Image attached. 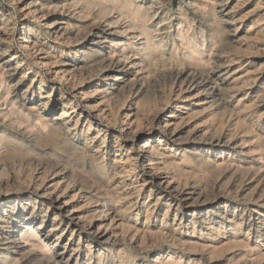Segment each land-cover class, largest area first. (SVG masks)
Returning <instances> with one entry per match:
<instances>
[{"label": "rangeland", "instance_id": "1", "mask_svg": "<svg viewBox=\"0 0 264 264\" xmlns=\"http://www.w3.org/2000/svg\"><path fill=\"white\" fill-rule=\"evenodd\" d=\"M56 1L58 5L60 4V8L65 4L62 3L63 0ZM137 2L143 5L145 26L154 31V35L157 36L154 42L162 43V47L156 54H144L141 57L144 60L141 67L130 65L127 68L138 72L141 77L135 84L136 87L129 83L117 94L118 101L122 104L118 116L122 115L133 131L138 130L136 138L133 134L124 136L126 133L123 132L119 135L118 131L121 130L119 123L116 125L118 130H111L106 124H102L101 129L103 133H108V137L105 148H101V154H107L105 164L109 163L108 166L111 165L110 167H114L120 173L115 175L110 172L111 176L108 179L94 173L90 161L83 159L79 152H75L73 146H64L62 142L57 144L55 142L45 147L37 146L34 154L0 160V184L3 183V186L0 185V205L5 201L14 202L21 198L20 191L25 186L21 179L27 175L25 173H29L27 171L29 168L38 169L41 166L49 169L66 168L73 174V181L77 185L84 183L83 193L89 198L88 205L82 203L78 208L83 210V214L91 210L94 219L102 224L103 229L110 230L108 239L112 244H94L95 249H93L95 253L100 251L104 255L108 254L110 264H114V261L117 264L121 263L119 253L127 259L131 257L133 264H264V0H137ZM0 3L12 9L16 15L13 31L15 41L13 40L9 54L18 53L17 55L24 61L20 70L5 73V79L2 80L9 81L11 86L21 81L19 90L22 93L35 77L27 75L26 79L21 80V70L38 67L45 76L47 75L40 66H36L35 59L29 51H23L20 46L22 41L24 44L27 34L22 33L18 38V33L22 30V22L17 5L14 6L10 0H0ZM82 18L84 23L80 25L81 30H85L83 33L90 32L93 23L102 21L92 15L86 19ZM30 20L32 21V18ZM121 22L126 24L127 20ZM34 23L41 32H44L45 28L42 24ZM127 38L119 44L127 46ZM115 39L118 42V37ZM111 45L107 42L103 44V48L108 50ZM131 49H129V52H133L131 56L137 54ZM190 55L193 57L190 58ZM7 57L9 58V55L0 59V65H4L3 62L8 60ZM139 57V55L135 56L132 61ZM100 75L99 68H95L89 73L84 72L82 79L86 83L97 82L100 80ZM34 88L35 85L31 87ZM1 90L0 104L3 105L7 96ZM46 90H50V87L47 86L43 92L48 93ZM38 91L35 88V91H30L28 94L30 99L26 103L27 113H29L28 108L38 104L40 99V91ZM32 93L35 94L33 98L30 96ZM53 95L59 97L56 91ZM65 96L68 97L69 94L66 93ZM98 98L96 103H99ZM93 103L95 104V100ZM19 105H23L20 100ZM80 107L82 106H79V109ZM0 109H3V106ZM129 109L133 110L132 115L125 117ZM55 114V111L49 113L50 116ZM165 121L171 125L169 132L171 138L163 144L161 151L164 153L163 161L169 166L167 168L166 165H161V161L158 160L157 163L161 166L159 172L164 176L169 175L174 183H181L185 189L197 194V197L195 194L190 201L189 207L176 198L173 206L169 208L170 200L161 194L164 188L159 185V176L146 172L149 170V162L144 158L141 147L148 142L155 147L159 146L157 141L164 135L159 125L162 122L163 126ZM4 124L7 123L0 122V135ZM6 127L7 134L19 133L11 126L6 125ZM95 129L94 127L93 130ZM149 129L156 131L153 140L147 137ZM141 131L143 133L139 134ZM116 136L121 138L119 148L122 150L119 151L118 156L115 152L118 149L114 148L116 141L113 137ZM99 145L103 144L97 140L94 144L95 151L100 149ZM115 160L117 161L113 164ZM4 168L8 169L7 175H1ZM20 168L23 169L22 174L19 173ZM135 168L133 174L132 170ZM9 176L17 180L16 187L14 185L8 187L10 192L5 191ZM136 180L146 185L141 191L139 205L126 210V207L120 204L131 203L132 199H136L132 190L137 184L131 186L127 192H124L122 184L123 181L130 184ZM116 187L122 189L126 199L122 197L121 203L118 202L117 210L120 211L121 217L115 220L114 227L108 228L106 223L109 222L102 219L101 212L96 209L108 199L106 191ZM25 202L29 204L28 201ZM39 203L41 202L38 201V207L41 206ZM148 209L154 211L149 221L146 215ZM49 211L51 213L48 212L46 225L51 224L53 218L52 210ZM187 212L188 217L180 220ZM24 223L22 221L19 225L24 226ZM187 223L188 229L185 227ZM157 228H160V231ZM174 231L176 236L181 238L179 242L171 239L170 234ZM149 232L151 235L148 234ZM70 234L66 235L55 250H63L66 244H68L67 249H71L80 242L81 252L88 254L85 249L89 243L86 233L83 234L84 236Z\"/></svg>", "mask_w": 264, "mask_h": 264}, {"label": "bare ground", "instance_id": "2", "mask_svg": "<svg viewBox=\"0 0 264 264\" xmlns=\"http://www.w3.org/2000/svg\"><path fill=\"white\" fill-rule=\"evenodd\" d=\"M10 2L14 6L17 5V9L21 14L20 19L22 22V30L18 33V38L22 33L26 32L27 34L24 44L22 41L20 46L23 51H29V53L35 59L36 66H40L46 72L47 76H45L44 72L40 71L38 67H36L37 69L29 67L26 71L21 70V80L26 79L27 75H34L35 77L33 80H31L32 82L30 83V86L22 93H20L19 90L21 87L19 82L21 81L18 83L16 82L17 84L11 86L9 81L6 82V80H4L5 73L16 72L20 67H22L24 61L19 55H17L18 53L14 55L9 54L11 52L10 50L15 37L13 31L16 25V15H14L12 9H9L0 3V59L6 55H9V58L7 57L8 60L3 62L4 65H0V90L2 89V93L7 96L5 103L3 105L0 104V107L3 106V109H0V122L2 121L3 123H7L6 125L11 126L19 131L17 134L14 132L7 134L6 130L8 128L5 124L2 125L0 135V160L31 155L35 153V148L37 146L45 147L51 146L55 144V142L56 144L58 142H62L64 146H73L75 152H79L78 154L83 159L90 161L91 170L94 173L100 174L103 177H106V179L111 176L110 172L118 175L120 171L117 172L114 167H110L111 165L108 166L109 163L107 165L105 164V158L107 154H101V148H105L108 137V133H103V129H101L102 124H106V127H110L111 130H116V125L119 123L121 125V130L118 131L119 135L120 132H123L126 133L124 136L128 137V135L133 134L136 138L138 130L133 131L132 128H129L130 124L126 123V120H124L122 115L118 116V111L120 112L122 110V104L119 103V96H117V94L120 93L123 90L122 88L129 83L132 86H135L141 77H139L138 72L130 71L131 69L128 70L127 68L130 65L132 67H141L144 63V60L141 57L144 54H156V52H159L162 47V43L154 42V39L157 38V36L154 35V31L148 26H145V14L142 7L143 5L138 3L137 0H63L62 3L65 2V4L60 8V4L58 5L56 0H10ZM96 7H98V9ZM71 8H73V10ZM91 15L102 19V21L93 23L91 25L90 32L83 33L85 30L82 31L80 25L84 23L82 17L86 19ZM30 18H32V21ZM123 20H127L126 24L121 22ZM34 22L42 24L45 28L44 32H41ZM115 37H118V42ZM125 38H127V46L119 44V42H122L123 40L125 41ZM107 42L112 44L108 50L103 48V44ZM131 48L134 49L137 54H132L133 56H131L130 54L132 51L129 52V49ZM138 55L140 56L139 59L132 61V58L135 56L138 57ZM189 57L192 58L193 56L190 55ZM201 59L202 58H200V60ZM184 63L186 64V62ZM200 63L201 62L199 61V64ZM95 68H99L101 74L100 80L97 82L91 81L86 83L85 80L82 79L84 72L89 73V71H93ZM2 78L4 79L2 80ZM37 78L38 82H36ZM4 84L5 86H3ZM33 85H35L36 90L38 89L40 91V99L36 106L28 108L29 113H27L25 108L27 106V101L30 99L28 94H30V91H35V88L31 89ZM115 85L117 86L116 88L114 87ZM47 86L50 87V90H46L48 93H44L43 90H45ZM54 91L59 94L58 98L57 96L53 95ZM66 93L69 94L68 97L65 96ZM34 95L35 94L32 93L30 95L31 98H33ZM97 97H99V103H96ZM19 100L23 103L22 106L19 105ZM94 100L95 104L93 103ZM79 106H82L80 107L81 109H79ZM52 111H55L56 114L50 116L49 113ZM132 111L133 110L129 109V114L125 113V117H128L130 114L132 115ZM30 113H32L34 117ZM14 115L18 118H16ZM132 124L133 123H131V125ZM159 126L163 129L164 134L163 138L161 137L160 140L157 141L159 146L155 147L148 142L141 147L142 151L144 152L143 155H145L144 158L149 162V167L147 166L149 170L147 169L148 171L146 172L152 173L154 176H159V185L164 188V192L161 194L164 198L170 200L169 208L173 206V203H175L174 200L176 198L179 199L180 203H183L186 207H189L191 204L190 201L193 199L196 193L185 189L181 183H174L169 175L166 174L167 176H164V174L159 172V167L161 166H159L157 163L158 160L161 161V165H166L167 168L169 166L166 161H163L164 153L161 151V148L164 146L163 144L167 141V139L171 138V135L169 134L171 125L168 121H165L163 126L162 122ZM94 127L96 128L95 130H93ZM142 133L143 131H141L139 134ZM94 134L96 136H94ZM155 135L156 131L154 129H149L147 132V137L150 140H153ZM113 138L116 141L114 148L118 149L115 150V152H117L116 156H118L119 151L122 150L119 148V141L121 138L117 136ZM97 140H100V144L103 145H99L98 148L100 149L95 151L94 149L96 147L94 144L97 142ZM131 147L129 146V148ZM50 149L52 150V148ZM116 161L117 160H115L113 164H115ZM7 170L4 168L1 172V175H7ZM22 170L23 169L20 168L19 173L22 174ZM135 170L136 168L132 170V172L134 171L133 174L135 173ZM27 171H29V173H25L27 175L24 176V179H21L25 183V186L23 184L24 187L22 191H20L22 193L21 198L14 202H6L4 200L5 202L0 205V264H110L108 254L104 255L103 252L100 251L95 253L93 250L95 249L94 244H112V241L108 239V231L110 230L103 229V226H101L102 224L98 223L94 219V215L91 214V210L87 211V214H83V210L78 208L80 204L84 203L88 205L89 202V198L83 193L85 188L84 183L77 185L73 181V174L66 168L61 169L58 167L55 169L53 167L49 169L47 167L41 166L38 169L29 168ZM136 176H138L137 173ZM136 176L134 175V177ZM15 179L16 178L10 176L7 177L5 185L7 188H5V191L10 190L8 188L9 186L11 187V185H16L17 180ZM86 180L89 181L87 178ZM140 182L141 181L136 180L132 181L130 184H127L125 181H123L122 185H124V192L130 190L131 186L135 185V183L137 184L132 190L136 195L135 198L137 200L130 198L132 199L130 201L131 203L125 202L126 204L122 205L121 201L123 198L126 199V195L124 196L122 189H120L121 186L120 188L116 187L112 190L109 189L106 191L108 199L105 200L106 202L104 204L99 205L100 207H98L96 210L101 212L100 216L103 217L102 219H105L109 222L106 223L108 228L114 227L115 220L121 217L120 211L117 210L118 202L119 204L121 203L120 206L126 207V210H131L139 205V199L141 198L140 195L142 194L141 191H143L146 185V183ZM0 185L3 186V183ZM25 201H28L29 204ZM38 201L41 202L39 203L41 204L39 207ZM49 210H52L53 218L51 224L47 223L46 225L48 212H50ZM153 212L152 209L147 210L146 215L148 221L151 220L150 218L153 215ZM188 214L189 213L187 212L180 220L187 218ZM124 218L126 217L124 216ZM22 221L25 222L24 226L19 225ZM191 223L193 222L191 221ZM185 227L188 229L189 224L187 223ZM137 228L138 227H136V229ZM150 232L148 234L151 235L152 232ZM70 233H72V235H83L86 233V239H88L89 243L86 245L85 249L88 251V254H83L81 252L80 242L78 243V246L71 245V249H67L68 244H66V246L64 245L65 247L63 250H55V248L58 247L66 235ZM170 236L171 239L176 242L181 240V238L176 236V231L171 233ZM124 239L126 238L124 237ZM119 258L121 260L120 264H131L133 262L131 257H128L127 259V257H123L121 253H119ZM114 264H117V262L114 261Z\"/></svg>", "mask_w": 264, "mask_h": 264}]
</instances>
